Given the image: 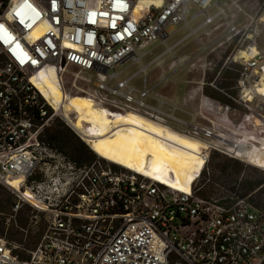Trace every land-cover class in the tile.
Masks as SVG:
<instances>
[{
  "label": "built area",
  "instance_id": "1",
  "mask_svg": "<svg viewBox=\"0 0 264 264\" xmlns=\"http://www.w3.org/2000/svg\"><path fill=\"white\" fill-rule=\"evenodd\" d=\"M226 1L0 0V193L7 189L15 196L4 224L28 205L34 211L29 225L43 226L32 249L0 235V264H264V212L246 198L206 200L194 185L207 173L212 154L252 167L257 154L264 156V47L258 25L264 21L239 28L226 13ZM185 28V36L166 46L171 32ZM207 30L214 39L198 37L201 52L231 48L222 71L234 73V83L220 89L204 76L199 117L185 112L188 119L178 118L179 109L147 87L149 67L163 55L147 64L142 59L149 47L161 44L164 54L171 53L200 32L208 37ZM127 64L140 67L125 76ZM206 64L204 75L212 70L211 61ZM70 67L95 79L89 97L109 116L135 112L169 122L204 144L203 167L188 191L101 161L74 163L42 141L56 110L35 83L41 72L52 71L62 82ZM137 76L141 88L132 84ZM204 86L240 107L239 122L230 115L237 109L204 93ZM58 159L79 169L71 186L56 190ZM25 191L45 195L37 202ZM21 231L27 236L28 230Z\"/></svg>",
  "mask_w": 264,
  "mask_h": 264
},
{
  "label": "rangeland",
  "instance_id": "2",
  "mask_svg": "<svg viewBox=\"0 0 264 264\" xmlns=\"http://www.w3.org/2000/svg\"><path fill=\"white\" fill-rule=\"evenodd\" d=\"M226 2L228 3L226 13L234 18L233 20L239 25V28L248 27L250 24V26L254 25V23L259 21V18L264 14V2L261 4L259 0H230ZM194 11V8H192L190 14ZM210 12H213V10ZM200 21V19L196 20L192 23V26H196ZM258 25L262 30L259 42H261L260 44L264 47V25H260L259 22ZM222 30L223 28L221 31ZM188 31L189 30L185 28L176 34L171 32V37L166 41V46H170L177 40L181 39ZM207 32L210 33V30H207ZM204 33L205 32H200V35L182 43L171 53L164 54L165 46L161 44L149 47L146 50L148 54L142 59V63L147 64L158 55H163L158 62L153 63L149 67L147 73V87L151 89V95L153 97L162 98L164 101L177 107L179 110L176 111L174 115L178 118L188 119L185 112L199 117V112H201L200 99L202 95L201 82L204 80V76L206 83L214 82V85L217 87H219L218 83L222 80L221 75L218 76V73L219 71H222L223 64L226 57L229 55L231 48H229V52L226 53L223 49H217L210 55L202 53L198 37L202 38L203 41L209 42L214 39L215 35V33H210L207 37ZM209 61L212 63V70H207V74L204 75V72L208 67L206 63ZM126 67L127 71L125 76H129L135 73L140 65L127 64ZM118 70L120 69L118 68ZM61 84L63 85V92L69 96L80 95L88 97L89 93H91L96 87V81L89 73L80 71L75 67L67 69L62 77ZM132 84L141 88L142 77H135ZM203 91L206 94L213 93V91L217 92L216 89L206 86L203 87ZM195 93L197 94L195 100H185L189 95H196ZM164 108L166 109L167 107ZM50 111L53 112L51 108ZM166 111L168 110L166 109ZM203 114L208 116V118L215 119V115L210 111H206V113ZM230 115L236 120V122H239L241 112L238 111V109L236 111L232 110ZM166 124H169V122H166ZM62 129H68L70 133L75 135L73 129L66 123L62 113L56 110L54 119L46 127L42 137L44 138V136H46L47 131L54 132ZM80 141L85 143L82 139H80ZM89 149L91 150L90 147ZM94 161H101L114 168L126 170L97 155ZM230 161L238 160L230 159L220 154H212L207 165V173H205V175L194 184L196 188L200 189L199 193L201 195L204 194L203 196L206 200H210L211 198L238 197L243 193L238 190H235L234 192L227 190L228 188L235 186L236 182L264 180V170L257 168V166H254V168L240 161L238 162L244 166L240 176L221 175L219 168ZM48 189L49 188H46L47 191ZM249 198L255 200L256 204H259L257 207L259 211L264 212V196L259 197L255 193H251L247 199ZM14 201L15 196L9 190L4 189L0 193V235L4 236L10 242H13L16 246H20V244L23 243L24 248L32 249L42 234L43 226H39L35 229L29 225L30 217L34 214V211L28 205H24L9 226H6L4 220L11 215V208ZM21 229L28 230L27 236L21 231ZM16 233L19 235H16ZM17 253L21 257L24 256L21 250H17Z\"/></svg>",
  "mask_w": 264,
  "mask_h": 264
},
{
  "label": "bare ground",
  "instance_id": "3",
  "mask_svg": "<svg viewBox=\"0 0 264 264\" xmlns=\"http://www.w3.org/2000/svg\"><path fill=\"white\" fill-rule=\"evenodd\" d=\"M260 21H264V14ZM39 77L35 85L41 95L62 113L67 124L82 135L97 156L128 171L152 177L170 188L188 191L193 185L204 164L199 156L204 148L200 140L181 135L167 124L135 112L109 116L89 96L66 95L57 73L41 72ZM257 125L261 128L259 121ZM262 156L257 154L256 162L252 163L264 170ZM54 162L61 166L56 190L62 185L71 186L79 169L74 163L78 162L68 164L63 159ZM25 192L37 202L45 195Z\"/></svg>",
  "mask_w": 264,
  "mask_h": 264
},
{
  "label": "trees",
  "instance_id": "4",
  "mask_svg": "<svg viewBox=\"0 0 264 264\" xmlns=\"http://www.w3.org/2000/svg\"><path fill=\"white\" fill-rule=\"evenodd\" d=\"M263 4L264 0H259ZM259 42V47L262 48V45ZM221 82L218 83L220 89H228L234 83L235 75L234 73L224 70L221 72ZM235 94V92H232ZM214 99L220 100L223 103L230 104L233 108L240 109L238 105H235L228 100H226L222 94L218 91H213V93H208ZM49 130V129H48ZM76 137L68 131V129L56 130V131H47L46 136L42 137V141L52 149L58 150L63 153L68 158L77 161L83 164H90L96 159V155L89 149V147L80 141V138ZM243 165L238 161H230L225 163L219 168L221 175H237L243 171ZM228 191L234 192L238 190L242 192V195L238 197L244 199L251 194L255 193L257 196H264V180L261 181H238L236 185L227 189ZM204 195V194H203ZM200 194L204 198V196ZM247 201L256 208L259 204H256V201L253 199H247ZM222 203H229L228 201H223ZM16 235H19L16 233Z\"/></svg>",
  "mask_w": 264,
  "mask_h": 264
},
{
  "label": "crops",
  "instance_id": "5",
  "mask_svg": "<svg viewBox=\"0 0 264 264\" xmlns=\"http://www.w3.org/2000/svg\"><path fill=\"white\" fill-rule=\"evenodd\" d=\"M191 93V92H190ZM196 94V93H195ZM199 95V94H198ZM197 96V94L196 95H194V96H191V95H189V97H187L185 100L186 101H189V100H195V97Z\"/></svg>",
  "mask_w": 264,
  "mask_h": 264
},
{
  "label": "snow or ice",
  "instance_id": "6",
  "mask_svg": "<svg viewBox=\"0 0 264 264\" xmlns=\"http://www.w3.org/2000/svg\"><path fill=\"white\" fill-rule=\"evenodd\" d=\"M0 28H3V25H0Z\"/></svg>",
  "mask_w": 264,
  "mask_h": 264
}]
</instances>
